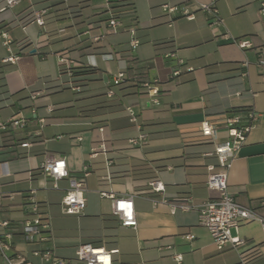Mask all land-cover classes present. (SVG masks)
<instances>
[{"label":"crops","instance_id":"0c3cea01","mask_svg":"<svg viewBox=\"0 0 264 264\" xmlns=\"http://www.w3.org/2000/svg\"><path fill=\"white\" fill-rule=\"evenodd\" d=\"M52 1L19 0L1 9L0 0V72L7 90L0 96V124L8 119L24 122L22 127L0 128V191L13 194L0 202V220L12 222L8 228L0 226V233L11 234L7 254H21L31 264H51L32 250L47 249L70 261L80 244L89 243L113 251V264H175L172 251L182 255L181 264H247L240 253L256 248L264 264V232L258 221L232 228L244 244L221 249L197 223L200 206L217 194L206 185L207 165L218 169L216 158L204 155L214 145L200 141V122L219 121L223 114L246 107L258 119L230 161L227 191L246 207L260 206L256 210L264 216L263 0H212L221 20L216 26L198 8L205 0H169L193 12L191 18L175 14L170 21L160 9L165 0H134L137 21L126 18L139 40L134 48L129 32L120 38L121 21L116 30L107 22L91 23L89 17L105 9L106 0H62L56 6ZM42 8L45 24L40 26L32 13ZM74 14L86 17V22L76 25ZM239 38L252 45L239 47ZM83 39L101 48L83 57L98 68L92 89L106 90L113 75L124 71L128 80L154 83L158 103L143 91L114 86V95L107 98L120 97L123 110L80 115L77 106L84 102L75 103L72 91L61 89L59 53L76 55L71 49ZM123 39L126 52L114 46ZM40 51L48 53L41 56ZM105 53L113 59L104 60ZM167 53L173 56L165 57ZM8 57L14 59L5 60ZM174 68L180 73L172 77ZM127 106L136 123L128 124ZM150 122L155 124L147 125ZM140 131L146 133L145 140L130 144ZM224 137L220 130L218 139ZM25 141L29 146L22 147ZM49 155L65 158L69 177H83L81 214L62 211L68 177L53 180L41 170L32 176ZM151 181L161 182L163 191L150 190ZM31 189L39 213L50 224L48 238L36 244L27 243L20 231L21 222L32 215L26 199ZM127 195L133 199L135 227L122 225L113 211L114 198ZM175 197L184 198L190 208L172 212L163 201ZM0 264H6L1 254Z\"/></svg>","mask_w":264,"mask_h":264},{"label":"built area","instance_id":"2783aa9c","mask_svg":"<svg viewBox=\"0 0 264 264\" xmlns=\"http://www.w3.org/2000/svg\"><path fill=\"white\" fill-rule=\"evenodd\" d=\"M19 0H3V7L5 9L12 7ZM107 2V0H106ZM260 13L264 14V0L260 3ZM198 8L210 15V24L219 25L221 22L218 17V12L212 0H205L199 3ZM160 9L167 17L172 18V15H181L186 18L193 17V12L184 5L172 3L169 0H165L160 4ZM46 9H38L33 11L32 20L43 26L45 24L44 14ZM107 26L116 30L120 26V22L117 19L111 18L107 22ZM130 33V46L134 48L138 45L139 40L135 35L134 28L129 29ZM4 35V33H1ZM102 37L96 36L94 40H99ZM236 44L241 47H250L251 41L247 38L236 39ZM104 60L113 59V55L105 53L101 55ZM173 56L172 53L165 54V57ZM14 57H8L5 60H13ZM181 63V60H178ZM74 61L70 58L67 51L59 53V64L65 69L72 65ZM190 69V68H189ZM180 73L179 68L172 70L171 76L174 77ZM125 78L124 71H119L113 75L110 81V86L107 88V97L114 95L113 87L119 84ZM142 91L147 94L152 101L158 103L157 96L159 94L158 87L151 82H141ZM51 111V108H48ZM128 118L131 122L136 123L137 118L130 106L126 107ZM258 119L257 113L250 107L242 108L229 113L223 114L219 121H215L209 118H205L200 122V141L206 143H213L214 149L212 151L204 153V155H213L216 158L217 171H213L214 165H207L210 173L208 174L206 185L210 189H213L217 194L214 198L209 199L200 206L197 214L198 225L204 227L209 233L213 243L218 249L225 246L237 248L244 244V239L238 235L233 236L231 229H238L241 223L246 221H258L261 229L264 232V216L258 213L256 210L246 207L239 203L235 197L227 191V175L230 161L236 155L238 150L245 144L248 134L255 122ZM43 121V118H41ZM8 124H13L16 127H22L24 122L22 119H8L0 124V128H7ZM220 130L225 131V137L218 139V133ZM146 133L140 131L137 137L130 138V144H139L146 138ZM22 147L29 146V142L25 141L20 144ZM41 172L45 176L53 178V180L68 177V189L64 194L61 204L62 211L67 214L79 215L85 208V197L83 195V177L75 178L69 177V172L66 166V160L63 156L55 157L49 155L41 164ZM86 175V171L83 176ZM150 190L163 191V184L158 181H151L148 183ZM103 195L110 194L103 193ZM13 194L0 191V202L3 199H11ZM112 196V195H111ZM26 199L30 206L32 215L26 217L20 224V231L23 239L30 244L42 243L48 238L49 221L44 218L38 211V204L35 200V191L31 189L26 196ZM167 203L170 210L173 212L175 209H188V204L184 198H172L170 201L165 199L163 201ZM113 211L119 217L121 224L124 226L135 227L137 225V219L133 204L132 195L115 197L113 200ZM11 221L3 219L0 220V226L8 228L11 225ZM186 238H192V235H186ZM10 232L0 233V254L5 260L6 264H31L26 258L19 254L15 256H9L7 250L10 247ZM256 248L246 250L240 253V258L243 263H246ZM253 251V252H252ZM112 252L101 246H94L89 243L80 244L76 250L74 257L68 261L64 258L58 257L51 253L50 250L34 248L32 253L40 256L43 259L49 260L51 264H113ZM175 261V264H181L182 255L180 253L171 252L170 254Z\"/></svg>","mask_w":264,"mask_h":264},{"label":"trees","instance_id":"16d2710c","mask_svg":"<svg viewBox=\"0 0 264 264\" xmlns=\"http://www.w3.org/2000/svg\"><path fill=\"white\" fill-rule=\"evenodd\" d=\"M62 0H53L52 6L61 4ZM81 14H74L73 20L76 25H82L86 22V17H81ZM92 24L106 23L111 18L121 21L124 18L137 21L135 2L134 0H107V7L102 11L95 13L89 17ZM170 21L173 18H164V20ZM130 25H123L120 29V34H127L129 32ZM126 40H120L114 44L120 47H124L120 52H126L127 48ZM71 51L76 52V55H72L71 59L74 61L68 68H64L60 65V75L62 78V90L72 91L74 95L75 103L84 102L82 105H78L79 114L83 116H94L107 113L118 112L124 109L121 98H107L106 90L92 89L90 84L98 80V68L89 65L83 61V57L88 53H99L101 51L100 46L95 45L89 39H83L78 41ZM48 51H40L41 56H45ZM118 89L123 90L128 88L131 92H141V82L123 79L119 84L116 85ZM109 87V86H108ZM7 94L5 89V83L3 82L2 72H0V96ZM18 93L12 94L17 95ZM242 109V108H239ZM233 109L232 111L239 110ZM128 124L132 122L127 117ZM155 124L154 122L147 123V125ZM40 170L33 171L32 176L35 178L40 175ZM260 206L252 208L254 210L259 209ZM257 211V210H256ZM263 259L261 254L255 250L250 259L246 262L247 264H261Z\"/></svg>","mask_w":264,"mask_h":264},{"label":"rangeland","instance_id":"374dc122","mask_svg":"<svg viewBox=\"0 0 264 264\" xmlns=\"http://www.w3.org/2000/svg\"><path fill=\"white\" fill-rule=\"evenodd\" d=\"M148 9H147V7H146V11H147ZM126 18H124V19H122L121 20V23L123 24V25H126ZM120 38H126V34H122L121 36H120ZM232 232V235L234 234V231H231ZM176 253V252H175Z\"/></svg>","mask_w":264,"mask_h":264},{"label":"water","instance_id":"95a60500","mask_svg":"<svg viewBox=\"0 0 264 264\" xmlns=\"http://www.w3.org/2000/svg\"><path fill=\"white\" fill-rule=\"evenodd\" d=\"M32 52H34V49L32 50Z\"/></svg>","mask_w":264,"mask_h":264}]
</instances>
